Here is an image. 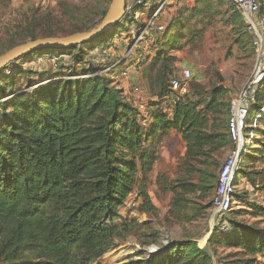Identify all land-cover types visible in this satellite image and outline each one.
<instances>
[{
	"label": "trees",
	"instance_id": "obj_1",
	"mask_svg": "<svg viewBox=\"0 0 264 264\" xmlns=\"http://www.w3.org/2000/svg\"><path fill=\"white\" fill-rule=\"evenodd\" d=\"M236 10L247 30L241 11ZM67 12L60 9L58 13L36 12L30 19L23 17L11 35L5 33L7 38L0 44L4 47L0 54L28 40L83 31L73 21L75 14ZM113 27L80 45L44 48L21 56L62 58L72 50L74 54L65 56L69 57L66 61L82 70L76 68L66 74L63 65L68 67V63L60 60L54 76L35 92L16 90L7 106H0V264H92L115 240L125 238L132 231L133 224L119 212L129 195L136 193L143 199V206L155 209L143 178L154 158L144 147L146 134L133 115V111L137 115L141 111L126 96H118L115 88L103 83L99 74L69 77L93 73L91 66L84 67L85 58L98 45L86 50L80 47L105 37ZM167 27L166 23L156 49L162 46ZM251 46L254 56L252 38ZM20 58L1 69L6 68L10 75L22 70L17 64ZM150 60L152 57L145 59ZM174 79L178 78L168 81L170 89ZM7 81L10 83V79ZM186 93L176 99L169 116L162 112L154 114L152 129L162 132L174 129L190 147L213 136L204 129L208 105L200 107ZM263 93L264 79L245 122L244 134L252 131L253 138L234 179L232 205L237 195V180L258 136L257 121L264 122V117H256L262 114L264 105H259V100ZM230 109L231 99L228 138ZM142 120L146 121L145 117ZM259 132L264 136V131ZM248 177L246 173L243 179L250 185L252 178ZM245 203L241 201L242 205ZM253 215L264 217V207L257 206ZM117 218H122L120 224L113 222ZM233 227L237 228L236 232H229L228 228L220 231L223 238L214 242L238 248L244 256L264 255V228ZM163 249L150 256L144 253L143 258L130 264H201L209 259L206 251L186 241L169 247L156 262Z\"/></svg>",
	"mask_w": 264,
	"mask_h": 264
},
{
	"label": "rangeland",
	"instance_id": "obj_2",
	"mask_svg": "<svg viewBox=\"0 0 264 264\" xmlns=\"http://www.w3.org/2000/svg\"><path fill=\"white\" fill-rule=\"evenodd\" d=\"M110 2L0 0V44L5 42L6 32L9 35L14 32L19 20L26 16L30 19L36 12L58 13L65 9L69 11L67 14H75L72 20L76 21L77 28L91 29L99 24ZM163 15L168 27L162 46L151 50L149 58L152 60H142L135 66L144 85L145 91L141 95L146 103L140 109V115L133 111L146 134L144 147L154 158L151 168L145 171L144 177L140 176L144 178L155 209L148 210L146 205L143 206V199L136 193L129 195L119 212L133 224L132 231L125 238L115 240L113 246L92 264H130L143 258L144 253L148 255L150 246L160 244L163 238L168 244L161 251V256L156 257V262L169 247L192 241L209 254V259L201 264H264V255L244 256L238 248L214 242L223 236L219 216L211 206L217 173L231 146L227 136L229 101L244 84L254 65L249 33L229 0H168ZM64 19H68V15ZM125 29V25L118 23L105 37L80 47L86 50L95 44L98 47L104 42L111 44L109 47L116 54L111 55L115 57L106 58L99 53L103 64L97 66L95 73L123 97L127 79L120 70L124 62L116 67H113V62L120 60V54L125 52L129 42ZM3 49L0 46V52ZM73 54L71 50L63 55L70 57ZM65 56L59 58V62H67L69 57ZM38 61L39 58L34 56L21 57L17 64L22 70L13 75L7 74L6 68L0 69V106H7L16 90L33 93L54 76V68H58L54 57L44 59L41 64ZM67 63L68 67L63 65L66 74L76 68L82 70V67L73 66V62ZM110 65L112 67L107 69ZM183 68L192 72L186 94L200 107L208 105L205 111L208 121L204 129L213 136L190 147L174 129L164 132L152 129L154 114L162 112L169 116L176 99L183 96L168 85L170 78L181 79ZM72 76L75 75H69ZM259 105H264V93ZM250 116L253 117V113ZM143 117L146 121L142 120ZM257 124L258 136L237 180V195L232 209L223 217L229 232H236L237 228L233 226L237 225L264 228V217L253 215L257 206L264 207V136L259 132L260 129L264 131V122L257 121ZM246 173L252 178L250 185L243 179ZM242 200L246 202L244 205ZM113 222L120 224L122 218Z\"/></svg>",
	"mask_w": 264,
	"mask_h": 264
},
{
	"label": "built area",
	"instance_id": "obj_3",
	"mask_svg": "<svg viewBox=\"0 0 264 264\" xmlns=\"http://www.w3.org/2000/svg\"><path fill=\"white\" fill-rule=\"evenodd\" d=\"M168 0H125L124 18L121 23L125 24L129 42L124 53L120 54V60L113 67L123 64L121 75L127 79L125 96L126 99L139 110L146 102H143L144 85L136 72L135 66L146 58H149L152 49H155L165 29L166 21L163 15ZM236 9L240 10L245 20L248 32L251 35L254 47V65L244 84L231 98V109L228 120V135L231 141V148L228 151L217 173L216 186L212 196L211 204L214 212L219 216L221 230L226 231L228 225L223 218L230 210L232 196L236 189L234 179L240 167L241 157L251 143L253 133L250 131L244 134L245 122L249 115V108L254 104L255 95L259 84L264 79V0H229ZM121 35V33H120ZM121 40V38H120ZM122 42V41H121ZM124 43V42H123ZM108 45L96 47L88 53L85 58V68L91 66L93 73L82 74L73 77H85L96 74L97 66L103 64L99 59L102 53L104 57L111 58L116 55ZM98 49V50H97ZM91 53V54H90ZM100 53V54H99ZM54 57V56H53ZM117 57V56H116ZM38 63L41 64L45 57L38 56ZM50 58V57H49ZM60 57H54L58 67ZM110 64V63H109ZM111 65L107 67L109 69ZM57 70V68H54ZM181 79H174L171 82V89L181 94L188 89V83L192 77L189 68H183ZM142 94V95H141ZM141 111V110H140ZM262 114L256 117H264ZM255 126V122L254 125ZM222 218V219H221ZM168 244L167 239H162L159 245H152L149 254H154L159 248Z\"/></svg>",
	"mask_w": 264,
	"mask_h": 264
},
{
	"label": "water",
	"instance_id": "obj_4",
	"mask_svg": "<svg viewBox=\"0 0 264 264\" xmlns=\"http://www.w3.org/2000/svg\"><path fill=\"white\" fill-rule=\"evenodd\" d=\"M124 3L125 0H111L99 24L91 29L64 36L39 37L11 47L0 54V69L17 58L36 50L44 48H69L97 38L122 21L124 18Z\"/></svg>",
	"mask_w": 264,
	"mask_h": 264
},
{
	"label": "bare ground",
	"instance_id": "obj_5",
	"mask_svg": "<svg viewBox=\"0 0 264 264\" xmlns=\"http://www.w3.org/2000/svg\"><path fill=\"white\" fill-rule=\"evenodd\" d=\"M125 251H126V249H124ZM118 254H122V252H119ZM110 256V254L109 255H107V257H109ZM111 258H113V257H111ZM110 259V258H109Z\"/></svg>",
	"mask_w": 264,
	"mask_h": 264
}]
</instances>
